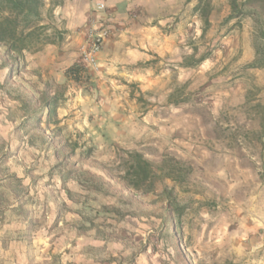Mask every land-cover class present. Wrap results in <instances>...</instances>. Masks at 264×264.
Listing matches in <instances>:
<instances>
[{
  "label": "rangeland",
  "instance_id": "obj_1",
  "mask_svg": "<svg viewBox=\"0 0 264 264\" xmlns=\"http://www.w3.org/2000/svg\"><path fill=\"white\" fill-rule=\"evenodd\" d=\"M90 1L92 13L110 15L122 0ZM212 1L207 28L188 0L153 22L155 43L170 51L147 72L142 63L153 84L102 74L99 58L94 67L80 57L79 80L46 86L60 97L58 139L80 144L70 174L71 164L57 166L56 124L46 112L29 118L44 85L25 53L14 71L1 67L0 47V264H264V63L250 66L258 48L264 58V39L251 16L229 18L230 0ZM60 2L45 0L54 27ZM166 68L167 84L156 78ZM125 151L181 167L184 178L160 174L153 191L128 190L119 182ZM84 170L105 182L101 191ZM166 188L184 206L179 218Z\"/></svg>",
  "mask_w": 264,
  "mask_h": 264
},
{
  "label": "trees",
  "instance_id": "obj_2",
  "mask_svg": "<svg viewBox=\"0 0 264 264\" xmlns=\"http://www.w3.org/2000/svg\"><path fill=\"white\" fill-rule=\"evenodd\" d=\"M195 1L194 11L201 14L205 18L207 28L210 25V14L213 9L212 0H188ZM45 0H0V47H4L2 53L3 62L1 67H9L10 71H14L16 66L24 60L25 51L38 48L42 43H56L63 38L62 31L52 26L46 20L43 9ZM231 14L230 19L243 16H251L256 24L260 27L261 36L264 39V0H230ZM54 33H49L50 30ZM55 36V37H52ZM261 49L256 50V58L250 66L257 67L264 63V58L260 57ZM205 57L199 59L194 65L201 62ZM67 75L79 80L80 69L75 63L66 70ZM34 98V97H32ZM59 94L55 92L51 94L48 89L38 92V97L31 105L32 113L29 116L35 121L41 122V118L37 113H45L49 123L56 124L53 130L54 142L58 144L56 154L60 158L57 166H65L71 164L67 174L75 171V162H71L76 154V150L80 147L78 141H73L70 137L63 141L58 138L62 135L63 128L59 126L58 118ZM84 157L88 158L92 154V147L82 152ZM123 160L124 168L119 176V182L128 190L151 192L154 190L156 178L161 174L173 180H182L183 169L181 167L170 166L166 168L163 165L157 168L154 164L146 159L144 155L138 151H125ZM88 175L94 185L91 187L96 191H101L105 182L97 175L90 171H82V175ZM68 176V175H67ZM19 182V178L13 176ZM65 179V177H64ZM1 180V179H0ZM167 195L166 204L170 213L178 218L183 214L184 206L181 205L172 189L166 188L163 191Z\"/></svg>",
  "mask_w": 264,
  "mask_h": 264
},
{
  "label": "crops",
  "instance_id": "obj_3",
  "mask_svg": "<svg viewBox=\"0 0 264 264\" xmlns=\"http://www.w3.org/2000/svg\"><path fill=\"white\" fill-rule=\"evenodd\" d=\"M184 1L122 0L121 4L115 5L110 15L92 13L95 4H91L90 0H65L62 4L60 2L54 13L57 15L58 21L62 22L56 28L63 31L64 37L62 41L56 43L40 44L33 53L31 50L25 51L28 68L38 75L40 84L44 85L43 89L52 84L71 83L72 80L68 78L66 70L80 59L81 45L85 40L88 28L94 22L96 26L106 25L111 29V34L98 55L101 73L112 74L127 80L145 78L151 81L152 76L141 73L142 63L145 64L143 70L147 72L148 69L153 68L152 60L155 59V55L162 56L163 50L170 52L168 48L155 43L159 35L156 39L153 38V30L157 29L153 22H168L173 16L180 14L183 11ZM130 6L145 11V18L142 19L137 14L131 16L128 13H123V10ZM162 36L166 41L169 40L167 35L162 34ZM178 66L174 63L171 64V67L175 69H178ZM181 69L183 70L184 67ZM165 70L166 72H162L156 78H159V82L161 80L167 84L169 82L168 68ZM163 76L166 80L163 79ZM151 83L153 84L154 81Z\"/></svg>",
  "mask_w": 264,
  "mask_h": 264
},
{
  "label": "built area",
  "instance_id": "obj_4",
  "mask_svg": "<svg viewBox=\"0 0 264 264\" xmlns=\"http://www.w3.org/2000/svg\"><path fill=\"white\" fill-rule=\"evenodd\" d=\"M106 6L99 3L97 9L103 10ZM111 29L106 25L96 26L93 22L88 28L85 40L81 45V60L86 65L96 66L98 54L101 51L105 41L109 38Z\"/></svg>",
  "mask_w": 264,
  "mask_h": 264
}]
</instances>
